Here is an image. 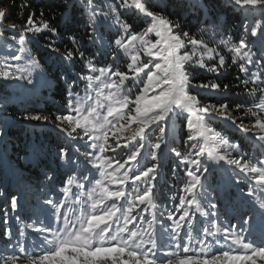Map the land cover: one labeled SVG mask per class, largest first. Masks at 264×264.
<instances>
[{"label":"snow or ice","instance_id":"snow-or-ice-1","mask_svg":"<svg viewBox=\"0 0 264 264\" xmlns=\"http://www.w3.org/2000/svg\"><path fill=\"white\" fill-rule=\"evenodd\" d=\"M229 2L245 14L258 11L264 15V0ZM83 11L89 21L86 33L88 43H101L100 29L107 27L112 33L107 46L122 51L130 58L127 71L114 68L112 64L97 67L93 58L83 50V41H78L75 36L70 37L73 47L60 53L57 46L59 29L49 21L37 24L35 13L29 14L26 28L18 35H13L10 41L0 40V47L11 45L13 49L0 57L3 60L0 80L33 83L31 72L40 67V62L30 56V45L42 33L57 38L46 42L47 50L60 54L67 63H74L75 58L79 57L89 72L78 75L79 80L87 82L84 94L75 91V80L70 82L66 75L61 74L60 78L68 86V112L55 114V120L58 122L56 128L61 133H67L73 141L87 138L85 143L90 150L81 152L78 146H65L60 148L58 157L64 165H73L72 156L79 153L82 161L78 158V163L73 167L86 162L99 178L93 181L90 179L92 172L84 169L82 180L76 187L84 189L85 183L92 186L88 199L81 201L79 195L76 196L78 214L74 211L69 216L66 209L74 183L72 178L64 181L60 189L63 193L61 198L51 195L44 200L47 207L45 219L37 220L32 225V230L41 235L39 246L33 245L29 251L19 240L15 246L24 255L26 264L264 262V227H261L259 235H256L255 229L257 217L264 225V159L258 160L259 166L251 163V157L243 153L238 143L230 142L209 127V122L217 118L230 121L241 133H253L254 143L258 149L264 150V20L257 21L250 29L244 25V34L236 42L229 35L221 38L216 46H209L203 34L197 38L181 30L178 22L154 10L150 0H113L107 5V11L102 6H96L93 0H86ZM129 16L142 20L146 26L133 31V24L121 19ZM6 19L7 11L0 8V28H3ZM12 27L15 32V26ZM26 33H35L36 36H27ZM250 37H257L260 41L259 50L253 51L255 41ZM187 45L192 46L191 51L187 50ZM219 46H224L230 53V65L218 50ZM141 54L147 60H142ZM9 59L25 62L8 63ZM208 61L214 62L209 65ZM230 66H236L244 74L243 79L237 77V87H243L249 96L260 94L259 102L245 112V115L255 117L251 126L245 125L242 120L237 124V118L231 114L226 102L203 103L198 95L191 93L193 87L227 91L229 85L224 84L221 88L219 83L212 81L193 85L190 69L199 67L219 77L222 70ZM126 81L129 83L126 84ZM241 108L242 105H236L237 110ZM23 119L50 122L49 116L40 113L26 112ZM178 121H184L189 130L187 140L194 142L192 149H198L194 154H182L172 146ZM65 125L71 130L68 131ZM77 129L80 131L77 132ZM125 131H131L132 135L122 141L117 133ZM157 132L159 135L152 143L153 134ZM208 133H212L211 137ZM110 134L114 143L109 142ZM198 138L203 139L204 143H195ZM209 140L213 145L211 149L206 148ZM125 150L127 155L121 163L116 157L125 155ZM206 151L207 162L201 160ZM234 151L238 153L235 156L232 154ZM107 152L114 155L105 156ZM166 155H174L178 165H186L185 175L189 178L176 206V212L180 215L176 217L173 213H167V219L172 221L168 228L158 223V197L155 191ZM148 157L154 161L150 166L141 163L142 159L147 160ZM210 165H219L224 169L229 183L235 185V195L219 185L215 188L212 186L209 174L213 169ZM45 176L50 181L54 180L51 175ZM110 184L117 187L111 189L108 187ZM213 194L216 201L229 199L239 202L234 215L225 218L227 226L219 222ZM4 195L0 193V198ZM202 201L206 202L207 211L203 210ZM18 208L19 200L12 195L10 209L15 213ZM193 208L195 211L190 212L189 209ZM149 212L151 218H146L145 214ZM196 212L204 218L202 228L194 224ZM7 215L6 209L5 217ZM164 215V212L160 213L161 218ZM233 220L236 223H232ZM4 223L7 224V218ZM193 231L196 232L195 237ZM165 233L168 235L169 250L158 255L164 247L158 244V235L162 238ZM5 235L10 240L12 230L6 228ZM19 235L23 236L24 232L20 231ZM194 240L196 245L193 244ZM216 245H226L228 250L217 252ZM233 245L236 247L233 248ZM19 259L20 255L15 251L7 256L0 253V264H17Z\"/></svg>","mask_w":264,"mask_h":264},{"label":"trees","instance_id":"trees-1","mask_svg":"<svg viewBox=\"0 0 264 264\" xmlns=\"http://www.w3.org/2000/svg\"><path fill=\"white\" fill-rule=\"evenodd\" d=\"M85 2L86 0H0V8L7 11V19L4 21L3 28H0V40L10 41L13 35H18L20 31L24 30L30 13H35L34 19L37 24L49 21L52 26L59 29V39L42 33L40 38L33 40L30 45V56L40 62V67L31 72L32 84H27L26 81L0 80V193H5L0 198V253L5 256L15 251L20 255V259L24 257L15 247L17 240L24 248L32 250L31 247L38 238L36 235L39 234L32 230V225L37 220L45 219L47 207L44 205V200L48 196L54 195L57 199L63 196L60 189L63 187L64 181L69 178L74 181L66 201V209L69 214L74 211L79 212V204L76 202L77 195L81 201L88 199V192L92 185L85 183L84 189L76 187V184L82 180L84 169L87 168L92 172L90 179L93 181L99 178L95 170L91 169L86 162L79 163V167H73L78 163V158L82 161L79 153L72 156L73 165H64L58 157L60 148L65 146H78L81 152L90 150L86 146V138L73 141L67 133H61L56 128L58 122L55 120V114H67L68 112V86L60 78L61 74L66 75L70 82L75 80V91L84 94L87 82L79 80L78 75L89 74V72L83 67V61L79 57L75 58L74 63H67L61 59L60 54L52 53L45 47L46 42L57 39L60 53H64L67 48L73 47L70 37L75 36L78 41H83V50L87 56L93 58L97 67L112 64L114 68L127 71L130 58L122 51L107 46L112 39V33L107 27L100 29L101 43H88L86 33L89 30V21L87 14L83 11ZM112 2L113 0H103V3L101 0H93L96 6H102L105 11H107V5ZM150 3L154 6V10L161 11L164 16L178 22L181 30L188 31L190 35H195L197 38L203 34V38L209 43V46H216L221 38H227L229 35L233 42H236L244 34V25L250 29L255 26L257 21L264 20V15L258 11L245 14L238 7H233L229 0H150ZM22 5L25 6L22 7ZM121 19H127L129 23H132L133 31H139L146 26L142 20L131 16L121 17ZM26 35L36 36L35 33H26ZM250 39L255 41L253 51L259 50L261 44L257 37H250ZM191 47V45H187V50L191 51ZM12 50L11 45L0 47V57L6 56ZM218 50L225 55L230 65V53L227 49L224 46H219ZM114 56L117 58L113 59ZM141 59L147 60V57L141 54ZM24 62V60L19 62L8 60V63L23 64ZM213 62L208 61L209 65ZM0 65L3 66V60H0ZM190 72L193 85L209 81L219 83L221 88L224 84L229 85L227 91L191 88V93L198 95V99L203 103L226 102L231 114L237 118V124L241 120L247 126L254 123L255 117L245 115V112L247 108L254 107L259 102L260 94L249 96L243 87L236 86L239 83L237 77L244 78V74L240 73L236 66L226 67L219 77L199 67L190 69ZM25 75L27 76V73ZM94 75H98V73ZM237 104L242 105V108L237 110ZM26 112L49 116L50 122L25 120L23 116ZM65 127L68 128V131L71 130L69 126L65 125ZM209 127L230 142L238 143L243 153L251 157V163H257L259 166L258 160L264 159V150L258 149L254 143L253 133L243 134L230 121H225L222 118L210 121ZM158 135V132L153 134L152 143H155V137ZM188 135L189 130L185 126V122L178 121L175 142L172 146L182 154L189 152L194 154L198 150L191 148V144L194 142L187 140ZM202 140L198 138L195 143L200 144ZM109 142L112 143L111 137ZM232 154L235 156L238 153L234 151ZM104 155L112 157L114 154L107 152ZM126 155L127 151L125 150V155L118 156L116 159L123 162ZM201 160L207 162V152L201 157ZM162 162L163 167L159 170L157 188L155 189L158 197L156 216L158 223H163L168 228L167 213H173L176 217L180 215L179 212H176V206L179 204V197L184 194L183 189L189 178L185 175L187 166L178 165L174 155H166ZM141 163L150 166L154 161L148 157L147 160L142 159ZM210 167L213 169L209 174L212 186L215 188L219 185L222 189L235 195L236 188L234 184L229 183L228 174L219 165H210ZM45 174L53 176L54 180L46 179ZM108 187L114 188L111 184ZM12 195H16L19 200V208L15 213L10 209ZM213 201L217 202L216 211L219 222L227 226L225 218H231L234 215L238 207V200L220 199L216 201V196L213 194ZM201 206L203 210H208L206 202L202 201ZM6 209L8 210L7 217H5ZM189 211L193 212L195 209H189ZM161 212L165 213L162 218L160 217ZM145 215L146 218H151L150 212ZM6 218L7 224L4 223ZM203 221L204 218L200 216L199 212H196L195 226L202 228ZM232 223H236V221L233 220ZM6 228L12 230L10 240L5 235ZM20 231L24 232L23 236L19 235ZM193 236H196L195 231H193ZM220 238L222 239V234ZM166 239L168 240V235Z\"/></svg>","mask_w":264,"mask_h":264},{"label":"rangeland","instance_id":"rangeland-1","mask_svg":"<svg viewBox=\"0 0 264 264\" xmlns=\"http://www.w3.org/2000/svg\"><path fill=\"white\" fill-rule=\"evenodd\" d=\"M0 67H2V66L0 65ZM127 83H129V82L126 81V84H127ZM137 90H138V89H137ZM93 95H94V94H93ZM86 103H91V102H90V101H86ZM132 127L134 128L135 125H133ZM79 131H80V130L78 129V132H79ZM117 134H118V135H121V139H122V141H123L125 138L130 137V136L132 135L131 131H125V132H123V133H117ZM210 134H211V133H208L207 135H208L209 137H211ZM110 137H111V139H112V143H114V138L111 136V134H110ZM86 139H87V138H86ZM202 143H204L203 140H202ZM212 147H213V145H212V143H211V140H209L208 144L206 145V148L211 149ZM206 152H207V151H206ZM121 163H123V162H121ZM126 167H127V165H126ZM222 169H223V168H222ZM223 170H224V169H223ZM121 172H123V169H121ZM118 175H119V173H118ZM111 185L114 187L113 189H115V188L117 187V185H115V184H111ZM76 214H78V213H76ZM72 215H73V213H69V216H72ZM150 215H151V212H150ZM177 216H178V213H177ZM171 224H172V221L169 220L168 227H171ZM261 227H264V225H261V222H260V220H259V217H257V223H256V225H255L256 235H259L260 230H261ZM36 233H37V232H36ZM36 236H37L38 238L35 240V242H34L33 245H37V246H39V244H40V242H41V235H40V234H37ZM166 237H167V233H165V234L163 235L162 238H160L159 235H158V244H163V245H164V247L161 249V252H158V255H160L162 252H165V251H168V250H169V248H168V240L166 239ZM228 243H231V241H228ZM193 244L196 245V241H195V240L193 241ZM33 245H32V247H31V249H33ZM232 247L235 248L236 246L233 245ZM197 250H199V246H198V245H197ZM225 250H228L226 245H225L224 247H221L220 245H216V247H215V251H217V252L225 251ZM234 254H235V253H234ZM17 264H26V259H25V257L19 259V260L17 261ZM257 264H264V262H261V261L258 260V261H257Z\"/></svg>","mask_w":264,"mask_h":264}]
</instances>
